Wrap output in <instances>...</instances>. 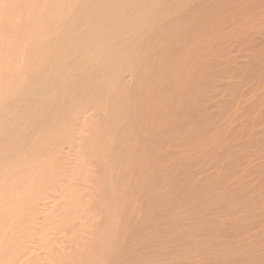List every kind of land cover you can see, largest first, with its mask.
I'll use <instances>...</instances> for the list:
<instances>
[{
	"label": "bare ground",
	"instance_id": "1",
	"mask_svg": "<svg viewBox=\"0 0 264 264\" xmlns=\"http://www.w3.org/2000/svg\"><path fill=\"white\" fill-rule=\"evenodd\" d=\"M0 14V264H264V0Z\"/></svg>",
	"mask_w": 264,
	"mask_h": 264
},
{
	"label": "rangeland",
	"instance_id": "2",
	"mask_svg": "<svg viewBox=\"0 0 264 264\" xmlns=\"http://www.w3.org/2000/svg\"><path fill=\"white\" fill-rule=\"evenodd\" d=\"M215 12H216V16L219 15V16H217L218 18H217L216 16H215V18H213V17H214L213 14H214ZM218 12H220V11L217 10V11H214V13H212V15H213L212 18H213L214 20H216V18H217V20H220V18H221L220 15H221V14H222L221 16H223V13H222V12L219 13V14H218ZM224 16H225V15H224ZM224 16H223V17H224ZM223 17H222V19H223ZM0 18H1V14H0ZM240 20H241V19H240ZM204 28H205V26H204ZM211 30H213V28H212ZM204 31H205V30H204ZM206 31H207V32H210V29H209V30H206ZM216 31L218 32L219 29H218V30L215 29V32H214V30H213L214 33L211 31V33H209V34L211 35V34L213 33L212 35H215V34L217 33ZM198 33H200L199 35H201V36H199ZM198 33H195V34L193 35L194 37L192 36L191 43H194V44H195L198 40L201 39L200 37H202L203 35H204V37H205L206 32L204 33V32H200V31H199ZM203 33H204V34H203ZM207 34H208V33H207ZM209 34H208V36L206 35V37H209V36H210ZM217 34H218V33H217ZM196 35H197V36H196ZM198 37H199V38H198ZM193 38H194V39H193ZM202 38H203V37H202ZM196 39H197V40H196ZM204 39H205V38H204ZM10 59H11V58H9V60H8L9 62H10ZM7 63H8V62H7ZM42 155H43V154H38V156H37L36 158H39V159H40V158L42 157ZM22 171H23V172H22ZM25 171H26V169H25V170H20V172L18 173L19 176L13 173V174H11L9 177L5 178V180L3 181V184H2V186H1V188L3 187L4 183H5V185H7L6 182H13V181H16V180H20V181H21L22 178H20V177H22V176L24 175L23 173H24ZM21 173H22V174H21ZM37 176H38V171L35 170V171L30 175V178L27 179V180L32 181V180H34V178L37 177ZM17 177H18V178H17ZM6 179H8V180H6ZM89 212H90V211H89ZM90 215L92 216V215H94V214H89V216H90ZM261 234L264 235V232H262ZM262 237H263V236L260 235V238H262ZM262 239L264 240V238H262ZM259 240H261V239H259ZM256 241H257V240H254V241H253L254 244H255ZM258 243H260V242H257L256 244L258 245ZM256 244H255V245H256ZM252 245H253V244H252ZM255 245H253V246H255Z\"/></svg>",
	"mask_w": 264,
	"mask_h": 264
}]
</instances>
